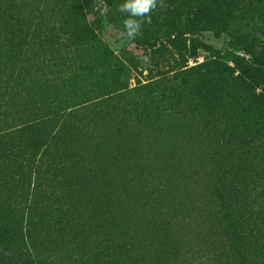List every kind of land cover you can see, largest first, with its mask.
<instances>
[{"label":"rangeland","instance_id":"rangeland-1","mask_svg":"<svg viewBox=\"0 0 264 264\" xmlns=\"http://www.w3.org/2000/svg\"><path fill=\"white\" fill-rule=\"evenodd\" d=\"M124 2L68 1L69 34L59 33L70 52L45 60L44 76L27 78V92L51 115L54 130L93 156L90 187L117 206L120 223L135 221L149 184L162 186L163 198L172 194L190 204L192 188L209 196L231 180L245 259L264 264V224L254 220L255 203L264 200V77L221 59L228 32L264 60V0H155L142 17L120 11ZM54 5L43 7L48 19ZM129 18L141 24L134 37L124 32ZM22 205L0 189V264H71L70 231L31 251L41 230L38 216L20 215ZM166 227L180 243L174 226ZM89 261L97 262L82 263Z\"/></svg>","mask_w":264,"mask_h":264},{"label":"trees","instance_id":"trees-1","mask_svg":"<svg viewBox=\"0 0 264 264\" xmlns=\"http://www.w3.org/2000/svg\"><path fill=\"white\" fill-rule=\"evenodd\" d=\"M68 1L73 0H0V189L23 204L16 207L22 217L38 216L41 232L38 241L31 238V251L38 250L39 242L49 243L50 236L70 231L65 256L71 264H247L243 217L232 212L240 198L231 180L215 186L209 196L192 188L190 204L172 194L163 198L165 189L149 184L133 210L135 221L127 223H120L117 206L106 195L90 187L96 171L93 156L75 148L60 128L54 130L51 115L42 112L26 89L27 78L44 76L40 65L45 60L54 59L59 50L70 52L59 33L69 34L64 22ZM52 2L58 7L48 19L43 7ZM223 45L225 63L241 62L259 79L264 77V60L250 44L225 32ZM120 71L129 75L128 69ZM42 79L46 86L48 79ZM204 207L208 211L202 213ZM255 208L259 218L254 220L264 224L263 198ZM166 226H174L180 243L172 242ZM92 258L97 262L82 263Z\"/></svg>","mask_w":264,"mask_h":264},{"label":"clouds","instance_id":"clouds-1","mask_svg":"<svg viewBox=\"0 0 264 264\" xmlns=\"http://www.w3.org/2000/svg\"><path fill=\"white\" fill-rule=\"evenodd\" d=\"M153 7H155V0H125V2L119 7V10H130L133 16L142 17ZM123 24L124 32L126 30L127 36L129 37L136 36L141 27L140 22L131 18L125 19ZM124 32L122 33L123 35Z\"/></svg>","mask_w":264,"mask_h":264}]
</instances>
